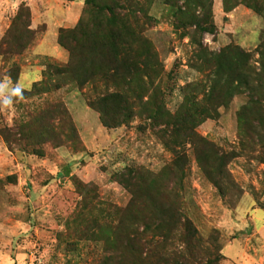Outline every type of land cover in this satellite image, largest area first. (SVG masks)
Here are the masks:
<instances>
[{"label":"rangeland","instance_id":"1","mask_svg":"<svg viewBox=\"0 0 264 264\" xmlns=\"http://www.w3.org/2000/svg\"><path fill=\"white\" fill-rule=\"evenodd\" d=\"M112 1L0 0V80L26 89L22 101L0 110V264H99L122 249L123 227L134 223L138 195L153 181L179 192L181 212L199 237L192 264H264V111L254 107L247 115L249 137L239 141L236 115L248 99L243 85L223 105L200 93L218 76V88L226 84L228 54L214 56L222 48L248 52L253 71L264 68L257 53L264 0H205L213 31L193 38L192 27L175 22L178 8L188 18L201 15L185 0H116L131 1L134 16L113 9ZM21 4L31 33L9 30ZM106 7L120 20H111ZM5 34L12 43H28L9 53ZM59 36L84 63L79 74L90 65L103 71L113 54L121 76L131 57L140 71L116 89L98 73L92 85L77 87L69 72L54 75L49 68L70 65ZM191 83L199 84L196 91ZM113 90L124 95L98 104L106 118L118 109L134 115L104 126L86 100ZM141 95L149 96V106L161 104L167 125L144 115ZM220 155L225 163H209L222 193L200 166L204 156ZM180 247L175 234L169 250Z\"/></svg>","mask_w":264,"mask_h":264},{"label":"trees","instance_id":"2","mask_svg":"<svg viewBox=\"0 0 264 264\" xmlns=\"http://www.w3.org/2000/svg\"><path fill=\"white\" fill-rule=\"evenodd\" d=\"M185 1L189 5L193 4L200 8L201 15H199V17L190 15L188 18V14L185 12V9L178 8L180 15L179 18L175 20V22L179 25L192 27V38L193 35L201 31L212 33L213 26L209 19V9L205 8V0ZM111 5L113 9H116L117 11L128 10L131 12L132 16H134V12L128 9V7L132 5L131 1L129 3L126 2L121 4L117 3L116 0H113ZM112 7H106L107 12L112 18L111 20H114V16L120 20L118 17L120 16L119 12H114ZM28 18V8L26 5L21 4L11 21L9 30L16 28L17 26H21L26 33H31V31L28 30ZM111 32L112 30L110 33ZM6 34L1 38V43L7 47L9 53L19 54L28 41L23 44H20L19 41L18 43L17 41L12 43L10 40L6 39ZM58 43L68 51L70 56V65L69 67L65 68H49H51V72L54 75L69 72L71 81L74 82L77 87H83L85 84L92 85L95 82L94 76L97 73L102 82L105 84L110 83L114 88L117 87V85L125 84V86H127L132 80L133 76L140 71L138 65L135 63L136 60L134 57H131L129 59L128 65L123 69L124 72L121 76L117 71L116 55L113 54L104 67L103 71L100 70L97 72V69L94 68L93 70V65H90V70L88 72L83 69L82 74H79L75 71L78 67H83L84 63L77 62L76 58H74L73 48L65 42H62L60 40V36L58 38ZM196 45L200 49H203L201 43H199V40L196 42ZM230 52V49L225 47L220 49L218 53L214 55L217 58H222L225 53L228 54L226 56V63L229 67V72L227 75L226 84L223 89L218 88V82L220 80V76H218L215 80H213V83L207 87V89L203 90L202 88V92L200 93L203 97H205V99H207V103L211 105H223L225 103V99L235 93L237 83L243 85V87L248 92V99L247 102L240 107L236 115L239 141H242L244 138L249 137L247 130H245V126L248 123L247 115L251 114V112L254 110V107L264 111V68L262 67L261 70L257 72L253 71V68L247 64L248 60L250 59V53L248 52L239 51L237 55L234 53L231 54ZM257 53L259 56L264 57L263 41L258 44ZM263 64V61L260 62L261 66ZM252 73L256 76L253 77L251 75ZM39 84H41L40 81L33 83V87H36ZM188 86L196 91L199 84L191 83ZM123 95L124 94L118 90H113L106 92L105 94L101 93L100 96L94 97L93 99H87L86 103L87 105L97 109L102 125L116 126L123 122V120H117L118 116L122 115L121 117H125L126 115V117H130L131 115H134L131 114V110L123 111L122 109H118L114 112V116L112 118L107 119L106 111H104L103 108H100L98 104L108 99H123ZM142 97V95L138 97V103L141 107H144V115L149 119L158 120L161 124L167 125L168 122L166 118L169 115H167V112L163 110L161 104L154 100L152 105L149 106V96H147L145 100H142ZM123 112L126 114H123ZM202 113L207 115V110L202 111ZM181 123L182 122H180V124ZM203 159L204 163L200 164L201 168L211 180V182L215 185V187L219 190V192L222 193L220 180L213 176L214 172L209 161L212 162L214 160H218L219 164H223V162L225 163L224 156H213L211 158L204 156ZM172 175H174L175 178L177 177L175 173ZM155 183L156 182L153 181L150 184H147L139 193V205L137 209L138 216L135 221H133L134 223L125 224L123 227L125 234L122 236L124 239L122 249L114 250L113 254L111 253L110 256L103 257L99 261V264H110L111 262L116 264H192L193 262H198V257L196 254L197 251L195 250V242L199 241V237L189 219L181 212L179 192L173 186H158V184L155 185ZM172 184L175 185L174 182ZM131 198H134V195ZM175 234L179 236L182 247L179 249L176 248L175 250H169L170 240L175 236ZM210 238H213L212 234H210ZM216 257L221 256L220 254H216Z\"/></svg>","mask_w":264,"mask_h":264},{"label":"clouds","instance_id":"3","mask_svg":"<svg viewBox=\"0 0 264 264\" xmlns=\"http://www.w3.org/2000/svg\"><path fill=\"white\" fill-rule=\"evenodd\" d=\"M25 87L22 83H13L9 77L0 80V110L11 109L14 101L24 99Z\"/></svg>","mask_w":264,"mask_h":264},{"label":"crops","instance_id":"4","mask_svg":"<svg viewBox=\"0 0 264 264\" xmlns=\"http://www.w3.org/2000/svg\"><path fill=\"white\" fill-rule=\"evenodd\" d=\"M71 17H69L68 18V23L67 24H65V25H70V21H71ZM48 29V28H47ZM46 35V34H45ZM40 48V47H39ZM38 51V50H37ZM50 54H57V55H59L61 58H63L64 57V53L61 51V50H59L58 48H51V51L49 52Z\"/></svg>","mask_w":264,"mask_h":264}]
</instances>
